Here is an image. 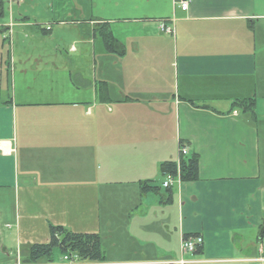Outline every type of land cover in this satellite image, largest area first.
Listing matches in <instances>:
<instances>
[{
  "label": "crops",
  "instance_id": "1",
  "mask_svg": "<svg viewBox=\"0 0 264 264\" xmlns=\"http://www.w3.org/2000/svg\"><path fill=\"white\" fill-rule=\"evenodd\" d=\"M82 1L89 13L80 6L72 20L82 45L51 48L60 78L27 76L44 48L11 47L3 60L0 47V264L25 263L24 247L47 242L51 223L101 236L106 262L77 264L174 260L185 234L204 239L188 264H262L264 0H187L186 10L178 0ZM14 8L5 34L53 32ZM102 25L113 52L96 44ZM245 98L254 114L233 109ZM181 145L184 158L198 154V178L178 167L166 188L162 165L180 163ZM144 181L160 190L143 193Z\"/></svg>",
  "mask_w": 264,
  "mask_h": 264
},
{
  "label": "rangeland",
  "instance_id": "2",
  "mask_svg": "<svg viewBox=\"0 0 264 264\" xmlns=\"http://www.w3.org/2000/svg\"><path fill=\"white\" fill-rule=\"evenodd\" d=\"M19 1V3H18ZM20 4V5H18ZM15 5L14 13L15 19L21 18L22 15H30L33 19L38 21H47L48 25L54 28L53 32L49 35L40 36V38L32 39L26 37L21 29L15 27L14 34L10 36L9 33L5 34V29L2 26V22L8 21L10 19V13L12 12V6ZM80 6L84 8L85 14L89 13L85 7L87 6L82 0H5V15L0 17V47L4 46L2 49L3 60L6 59L7 51L11 47H21L22 45H33L40 46L45 49L43 57H45L46 62L39 66L38 72L33 74H28L27 76H33L38 78L37 81L41 82L43 79L50 78H60L62 75L60 70L63 67V62L60 59V54L53 53L51 48L58 46L65 50H69L72 46L79 47L82 45V35L81 30L78 25L74 24L72 20L81 17ZM89 18L88 16L86 17ZM41 24V22L39 23ZM6 36L10 38L6 39ZM96 44H100L103 48V41L99 34L97 35ZM16 45V46H15ZM66 65V64H65ZM67 67V66H66ZM51 74V75H50ZM14 251V250H13ZM11 261L15 262V253L10 254ZM4 257L3 252L0 250V260ZM77 260V257H75ZM64 256L59 248H55L52 255L53 263L66 262ZM47 259L40 260L41 263H46ZM23 264L22 262H20ZM70 263V262H69ZM67 263V264H69ZM264 264V262L262 263Z\"/></svg>",
  "mask_w": 264,
  "mask_h": 264
},
{
  "label": "trees",
  "instance_id": "3",
  "mask_svg": "<svg viewBox=\"0 0 264 264\" xmlns=\"http://www.w3.org/2000/svg\"><path fill=\"white\" fill-rule=\"evenodd\" d=\"M5 15V0H0V17ZM46 30H50L47 28ZM102 41L107 52L116 50V39L108 26L102 25L100 29ZM108 84L106 81H100L97 94L102 100H108L104 94L107 92ZM104 96V97H103ZM255 98H245L235 100L232 103L233 109L239 108L243 111L255 113ZM183 180H195L198 178L199 157L197 153H193L187 158H181L180 163L164 162L162 170L164 174H176L177 169ZM143 193L158 192L160 186L150 181H144L141 184ZM49 240L43 243H33L24 247L25 261L32 264H39L40 260L47 259L46 263L52 262V255L55 248H59L63 255L70 257L76 256L83 262H106V254L104 252L101 236L92 232H76L63 225H49ZM200 250H198L199 252Z\"/></svg>",
  "mask_w": 264,
  "mask_h": 264
},
{
  "label": "built area",
  "instance_id": "4",
  "mask_svg": "<svg viewBox=\"0 0 264 264\" xmlns=\"http://www.w3.org/2000/svg\"><path fill=\"white\" fill-rule=\"evenodd\" d=\"M182 10H186L188 7V2L186 0L180 1ZM174 21V19H172ZM160 28L162 31L166 33H174V24H168L164 21L161 22ZM2 149V148H0ZM3 150V149H2ZM180 153L183 155H186L188 153V149L186 147L180 148ZM179 176H176L173 173H167L165 181L163 185L165 187L171 186L175 180H177ZM180 179V178H179ZM203 244V237L201 235H188L183 236L180 243V257L176 260L166 261V262H160L161 264H187L189 263V260L186 259V255L190 253H194L197 251ZM65 259H69L68 256H65ZM261 260H264V258H261ZM69 264H75L72 260Z\"/></svg>",
  "mask_w": 264,
  "mask_h": 264
}]
</instances>
